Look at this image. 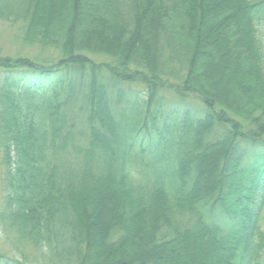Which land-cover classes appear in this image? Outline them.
<instances>
[{"label":"trees","instance_id":"16d2710c","mask_svg":"<svg viewBox=\"0 0 264 264\" xmlns=\"http://www.w3.org/2000/svg\"><path fill=\"white\" fill-rule=\"evenodd\" d=\"M0 19L58 56H0V264H264V0H0Z\"/></svg>","mask_w":264,"mask_h":264},{"label":"rangeland","instance_id":"374dc122","mask_svg":"<svg viewBox=\"0 0 264 264\" xmlns=\"http://www.w3.org/2000/svg\"><path fill=\"white\" fill-rule=\"evenodd\" d=\"M23 24L22 23H10L8 21L0 19V56H28L33 58L39 63H49L51 61H55L58 56L52 50L48 48H42L36 44H30L23 39ZM217 76V75H216ZM216 76H213L212 79L216 80L217 87L222 90L223 96H240L238 94V89L234 85L231 84V80L219 77L217 79ZM245 95V94H244ZM243 96V95H242ZM196 106H200V104L196 101H192ZM2 196L3 192L0 185V207H2ZM102 214V213H101ZM110 219V213L106 212L102 216V220L106 221ZM99 226V219L96 220ZM1 226V225H0ZM2 227V226H1ZM0 227V250L6 252L8 255H12L11 249H14L11 236L8 234V238L5 237L2 228ZM10 239V240H9ZM25 250V254L29 255L33 253V249L28 245L23 246ZM192 251H188L183 259L187 262H191L192 264L197 263L200 260V256L202 252L195 247H190ZM189 254V255H188ZM204 261V260H203ZM199 263V262H198ZM210 264L206 263V260L202 262V264Z\"/></svg>","mask_w":264,"mask_h":264}]
</instances>
